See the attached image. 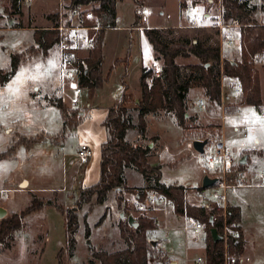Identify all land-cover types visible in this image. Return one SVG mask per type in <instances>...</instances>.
Returning <instances> with one entry per match:
<instances>
[{"label":"rangeland","instance_id":"1","mask_svg":"<svg viewBox=\"0 0 264 264\" xmlns=\"http://www.w3.org/2000/svg\"><path fill=\"white\" fill-rule=\"evenodd\" d=\"M138 1L141 2L140 8L149 11L143 21L140 15L141 9L137 7L134 0H116L115 27L103 30L105 39L102 75H108L107 82L98 93V98L103 101L105 99L107 101L109 99L107 96L121 86L122 79L128 86V93L133 98H139L141 65L147 63L151 46L142 30L133 27L136 12L145 27H164L165 29L161 32L166 40L184 38L177 32L178 27H186L187 30L191 29L188 33L189 39H198L205 44L211 42L213 47H216L217 43L219 44L220 39L216 29V21L221 16L219 5L207 7L201 0ZM256 2L259 4L261 0H253V3ZM70 5L71 0H0V28L15 30L5 35H1L0 32V68L8 65L11 53L24 54V59L21 62L23 66L6 84L5 89L0 87V153L23 135L41 136L45 139L44 143L36 144L29 150L19 146L11 156L0 159V200H2L0 207L6 206L8 211L6 217L13 213H19L30 204L32 193H38L37 197L46 204L40 211L31 213L23 219L22 228L14 234L10 249L0 246V264H57V253L60 250H62L61 264H99L97 261L91 262L89 247L105 251L124 248V243L115 226L118 220L115 213L118 210L113 196L110 197V202L105 204L109 207V211L104 219L101 218L105 213V205L94 207L88 213L86 223L91 230L89 239L83 237L82 218L87 212L88 206L79 211V230L76 238L80 240L72 256H69L65 248L62 214L54 206H49L51 201L64 207L74 206L75 201L73 203L71 201L78 194L71 188L70 165L66 162V159L69 158L66 156L72 153L71 151L75 148L74 142L77 140L68 135L57 140L58 132L62 126L57 110L52 106L53 109L50 112L36 110V106L30 99L35 94L33 90L36 86L34 77L37 79V76H42L46 80L52 78L55 85L59 61L58 46H54L46 55L35 52L27 53V50L33 46L31 33L52 26L49 16L63 15ZM189 5L192 6L193 11L187 10ZM91 6L90 8H92ZM255 18L264 24V12L259 11ZM195 24L205 27L206 30L199 31L192 28ZM229 25L231 26V24ZM230 31L238 37L237 28ZM236 46L230 47L224 44L223 48L225 53L235 52L231 54V58H234L239 49L238 47L236 50ZM83 50L86 51L85 48ZM127 56V68L123 63L114 65L117 59ZM261 62L262 60L259 64L255 63L256 70L264 69V61L262 64ZM262 82L264 86V77ZM225 90L230 92L231 98L228 103L223 101V104L220 105L221 103L209 102L216 112L210 123L205 124L198 119L196 122H187L189 129L183 132L182 128L169 116L158 115L156 118L148 120L149 133L157 135L159 139L156 149L152 151L153 146L150 148L152 152L149 160L152 165L161 167L160 182L162 184H178L193 190V192H187L188 201L199 204L196 198L199 191L194 192L195 188L200 186L205 175L211 178L218 176L215 168L208 165V159L214 155L217 144L222 140L219 123L222 119L225 120L226 115H232L240 108L237 114L227 118L233 123V126L239 129L234 132L231 127L224 128V132L226 131V136L223 132L224 141H226L224 146L228 153L236 157L237 163L240 158L246 157L244 168L233 169L237 182L241 183L244 173H246L244 176L248 181L249 175L256 171L252 182L242 183H252L258 187L244 189L240 194L239 203L243 209V216L239 224L241 222L243 224V229L242 224L240 225L243 236V253L238 263L264 264V108L262 107L258 112L251 107L241 105L240 92L234 97L233 88L226 87L224 94H226ZM196 96V91H192L188 96V114L191 115V111H194L206 119L210 114V108L207 105L205 109L197 110L193 104ZM52 97L62 98L65 104L71 107L68 99L63 98L61 94L56 96L55 91H50L49 98ZM223 105L224 108L228 107L232 111L230 110L229 114L225 113ZM197 114H193V116H197ZM151 138L143 145L146 146ZM53 139H56L57 142ZM192 139L208 140L203 154H199L193 149ZM254 140L258 142L256 145L253 143ZM71 158L74 159L73 156ZM124 176L128 186L136 188L143 186V179L135 170L126 169ZM22 179L29 181L28 187L27 182ZM49 190L60 191L62 193L59 194L63 196L59 195L57 198L58 192H48ZM206 192L209 193V189H206ZM152 193L155 192L145 190L146 196H150ZM193 194L195 198H190ZM229 197L231 199L232 195L228 190V205L230 204ZM125 199L132 209L131 217L135 219L145 214L135 209L133 195L125 194ZM109 213L114 215L113 220L109 218ZM171 214V209L165 214L158 215L157 212L145 214L149 218H155L158 223L157 228L150 233L149 240L161 244L160 248L169 257L167 261H170V264L174 260L178 264H185L186 254H189L188 257L191 259L197 256L203 257L204 238L201 236L197 242L185 243L182 227L187 222L180 218L172 219ZM87 241H89V245ZM160 259L157 246L153 256H148L147 264H162L164 259Z\"/></svg>","mask_w":264,"mask_h":264},{"label":"trees","instance_id":"2","mask_svg":"<svg viewBox=\"0 0 264 264\" xmlns=\"http://www.w3.org/2000/svg\"><path fill=\"white\" fill-rule=\"evenodd\" d=\"M199 1V0H198ZM207 7L219 5L222 21L238 29L239 60L221 59L218 48L208 47L198 39L181 38L166 40L164 34L156 28H146L141 22L139 14L135 13L133 27H142L143 33L158 57L163 61L161 73L154 76L151 70L141 69L139 79V98H133L128 93V86L121 80L122 92L112 106L107 110L102 126L106 132V139L100 146L99 179L88 187H80L72 208L49 202V206L57 208L63 217L65 230V248L72 256L77 247L76 234L79 230V211L88 206L83 215V237L89 239L91 230L86 223V217L94 207L104 206L114 194V203L118 212L123 213L125 220L118 219L115 226L118 235L124 243V248L116 251L95 250L88 248L90 260L99 264H147L148 256H153L156 246L152 245L149 235L157 228L155 218L139 216L135 218L136 226L130 225L127 217L132 209L125 199V194L133 195L138 202L145 197V190H153L159 196L172 204V210L177 216H185L203 224L205 228V248L203 257L206 264H224L223 241H213L210 229L214 228L221 234V218L214 217V205H194L188 201L187 190L178 184L164 185L161 180V167L150 163V148L133 144L132 139H145L148 135V116L164 114L171 116L183 132H186L187 122L194 118L188 114V93L194 85H199L208 102L219 104L221 87L219 77L222 71L224 78L237 83L241 93V104L260 111L263 103L260 93V80L255 68L256 60L264 55V24L255 15L264 12V0L258 4L253 0H201ZM138 8L141 2L134 0ZM116 0H71V5L91 6L101 24L107 28L115 27ZM183 5V4H182ZM94 6V7H93ZM142 9V8H140ZM52 27L58 24L59 15L49 16ZM58 32L53 29H38L33 31V46L27 53L46 55L49 50L59 43ZM104 31H101L89 50L85 59H75L79 85L85 89L90 98L107 82L108 76L102 75ZM193 56L198 60L197 65L182 67L190 73L181 71L176 64L177 57ZM24 59L23 53H11L6 67L0 69V87L8 84L17 73L20 63ZM128 64V56L118 59L114 65ZM208 64V67L205 65ZM221 68V71H220ZM149 79V82L147 81ZM47 103L57 110L62 127L57 140L63 139L73 132L81 123L82 117L78 108L69 107L60 97L46 99ZM225 113L232 109L225 107ZM231 110V111H230ZM56 139H53L57 142ZM154 137L151 138L154 141ZM41 136H20L14 140L5 151L0 153V159L11 156L17 147L23 146L29 150L36 144L44 143ZM236 164L234 168H244ZM233 168V169H234ZM126 169L135 170L143 179L140 188L127 185L124 172ZM201 191V186L197 187ZM30 204L19 213H13L0 220V246L5 249L11 247L14 234L21 230L23 219L31 213L40 211L46 204L40 198L32 195ZM52 204V205H51ZM106 212L101 219H104ZM227 219L239 237L231 238L228 242L229 257L236 262L243 253V236L240 229L241 210L238 206L228 205ZM62 250L57 253V264H61Z\"/></svg>","mask_w":264,"mask_h":264},{"label":"crops","instance_id":"3","mask_svg":"<svg viewBox=\"0 0 264 264\" xmlns=\"http://www.w3.org/2000/svg\"><path fill=\"white\" fill-rule=\"evenodd\" d=\"M189 6L187 7V10H189ZM190 7L192 8V6H190ZM193 10L194 9L192 8V10H189V11H193ZM148 14H149V11H148ZM140 15L142 16V21H143V19L145 18V15H142L141 13H140ZM115 21H116V19H115ZM51 27L52 26L46 27L44 29H50ZM172 27H174V26H172ZM134 28H138L139 30H142V32H143V28L142 27H134ZM146 28H148V27H146ZM192 28H196L199 31H205L206 30L205 27L200 26L198 24H195L194 27H192ZM156 29L162 31L165 28L164 27H160V28L156 27ZM178 29L179 30H178L177 33H179L180 36H182L184 38L185 37L186 38H190L188 33H190L191 29L187 30L186 27H183V28L182 27H178ZM14 31L15 30H13V29H1L0 28L1 35L2 34L5 35L7 33H11V32H14ZM31 35H32V43L34 44V42H33V33H31ZM143 35H144V33H143ZM104 39H105V32H104ZM218 42H219V44L217 43L216 47H213L211 42H208L206 44L204 42H202V43H204L208 47L218 48L220 50L221 59H228V60H233V59H237L238 60L239 59V57H240L239 49H238L239 40H238V46H236V50L238 49V53H237V55H234V58H231V54L235 53V52H226L225 53L223 45L226 44V43L221 42L220 40ZM103 45H104V41H103ZM217 46H219V47H217ZM83 49H84L83 47H79V48H76V49L73 50V56H74L75 59L83 60V59H85L87 57L89 51L86 50V49H85L86 51H84ZM150 49H151L150 56H149V59H148L147 63L146 64L142 63V65H141V69L145 68L147 71L151 70L152 66H154V65H157V66H159L161 68L162 64H163L162 59L160 57H158V55L152 49V47ZM103 56H104V53H103ZM261 60H262V62L264 61V57L263 56L259 57V59L256 60V64H259V62ZM262 62H261V64H262ZM176 64L181 67V71H182V70H184L182 67H188V66H192V65H197L198 64V60L195 57H193V56H189V57H186V58L177 57L176 58ZM22 66H23V63L20 64V67H19L18 71L20 70V68ZM205 67H208V64H207V66L205 65ZM1 68H4V67H1ZM220 71H221V68H220ZM257 71H258L259 80H260V93H261V99H262V103H263L262 107L264 108V86H263V82H262L263 81V77H264V69L262 68V69H260V71L259 70H257ZM151 73L153 74L152 70H151ZM184 73H187V75H188L190 73V71L188 69H185ZM140 75H141V72H140ZM106 76H108V75H106ZM34 81L36 82V86H34V88H33L35 94L32 96L33 98H30L31 102L36 106V110L39 109V110H42V111H45V112L46 111H49V112L52 111L53 108L51 106L47 105L48 103H47L46 99L49 98L50 91H55L56 92V96L60 95L58 82L56 83L57 78H56V81H55V85L53 83V79L52 78H48V80H46L42 76H37V79L34 77ZM147 81L149 82V79ZM230 83L235 86L234 89L238 88V85H237L236 82L222 77V81L220 83V87H221V98H220V103L221 104L220 105L223 104L222 103L223 101H225V103H228V100H230V98H231L230 95H229V93H230L229 91L226 92V90H225L226 94H224V89L226 87L231 89L229 87ZM5 86L6 85H4L2 88L5 89ZM234 89H233V92H234V97H235L238 93H236L234 91ZM100 91H101L100 89L97 90L95 96L93 98H90L88 96L87 91L85 89H83V91L81 93L82 97L80 95V103H79V105L76 106V107H73V108H78L80 110L79 115L82 117V121H81V123L77 126V128L73 132L67 134L68 136H70V137H72L74 139L76 138L77 141L74 140L75 141L74 142L75 148L71 151L72 153H70V154H68L66 156V157L69 158V159H66V162L69 163V165H70V167L69 166L68 167H69V172H71V178H70L71 188H72V190H75V192H77V194H78V189L80 187L91 186L94 183H96L98 181V179H99L100 146L106 139V132H105L104 127L102 126V122H103L104 118L106 117L108 108L113 105L115 100L121 94L122 86H119L115 91L111 92V94L109 96H107L109 98V99H107V101H106V99H105V101H103L102 99L98 98V93ZM192 91H196L197 92V96L195 98V102L193 103L194 106L197 108V110H200V108L198 107V102L200 100H202L204 102V104H205V108H206L207 105L209 106L210 114H208V116L205 119L204 117L199 116L197 113H194V111H191L192 114L190 116H192L194 118V120H193L194 122H196L197 119H198L202 123H205V124L210 123L211 119H213V115L214 114L216 115L215 109L213 108L212 104H210L208 102L207 98L204 96L202 88L199 85H194L190 89V91L188 93V96H189V94H191ZM217 107H218V109H220L219 106H217ZM246 107H248V106H246ZM223 110H224V105H223ZM239 111H240V108H238L235 111V113H233L232 115L231 114L230 115H226L225 120L222 119V121L219 123V125L221 126L220 127V132H221L220 135L222 136L221 144H222V147H224V148H225L224 145L226 144V141H224L225 139L223 137L224 130L227 127H231L232 131L237 132L238 129H239L236 126H233V123L231 121H228L227 118L233 116L234 114H237ZM189 113H190V110H189ZM193 114H197V116H193ZM158 115L159 116H163L164 114L149 115L148 116V120H152L153 118H156ZM164 116H168V115H164ZM169 117H171V116H169ZM217 119H218V117H217ZM219 119H221V118H219ZM227 121H228V123H227ZM58 126H59V124H58ZM147 126H148V124H147ZM60 130H61V128H60ZM60 130H59V132H60ZM67 135H66V137H67ZM225 136H226V133H225ZM25 137H29V136H25ZM151 137H154L155 139H154V141L150 140L147 143V146L149 148H151L153 146L152 151H154L156 149V146L158 145V140L159 139H158L157 135L149 133V131H148V135H147V137L145 139H140L139 137H134L132 139V140H135V141H133V144L144 146L143 143H145V141H147ZM193 141H194V139H192V142ZM224 142H225V144H224ZM253 143H254V145H256L258 142L256 140H254ZM207 144H208V142H207ZM80 145H87L91 149L92 155L89 158L83 160V159L78 157L77 152H78V148H79ZM216 148H217V146H216ZM151 152H150V154H151ZM72 156L74 157V159L71 158ZM252 173L253 174L249 175L248 181L246 180V178L244 176L246 173H244L243 176H242L243 180H241V183H239V185L229 189V191H230V193L232 195L231 199L229 197V203L231 204V206H238L240 208L241 217L243 216V209H242V207H241L239 202L241 200L240 194L242 193V190L248 189V188H256V187H258V186H256V184H252V183H250L252 185L243 184L244 182L245 183L246 182L247 183L248 182H252V179L255 178L254 176L256 175V171H253ZM22 180H24V179H22ZM24 181L27 182V187H28L29 181L28 180H24ZM18 186H19V184H18ZM200 186H201V184H200ZM197 187H199V185ZM197 187L195 189H197ZM208 189H210V188H208ZM186 190H187V192L188 191L189 192H193V190H190V189H186ZM48 192H58L57 198H59V195L60 196L62 195V194H59V193H62V192L56 191V190H49ZM194 192H197V190H194ZM32 194L35 195V196L38 195V193H32ZM111 196L114 197V194H111ZM76 198L73 199L71 202L73 203L76 200ZM190 198H195L194 194L192 196H190ZM188 199H189V195H188ZM0 201H2V200H0ZM109 202H110V199L108 200L107 203H109ZM234 202H237V203H234ZM192 204L199 205V204H195V203H192ZM205 206H207V205H205ZM72 207L73 206H68L66 208H72ZM4 209L7 211L6 206H4ZM108 211H109V207H107L105 205V212L108 213ZM7 213H8V211H7ZM115 214H116L117 219H120L119 218L120 212L117 211V213H115ZM106 215H108V214H106ZM171 216H172V219L180 218L182 220L183 219L185 220L184 216L175 215L173 210H172ZM109 218L110 219L112 218V220H113L114 215L109 213ZM241 224H242V222H241ZM242 229H243V224H242ZM201 236L204 238V241H205V233H203ZM79 240H78V238H76L77 243L79 242ZM183 240H184V234H183ZM160 245L161 244L159 242H158V244H157V242H155V246L156 247L157 246L160 247ZM204 248H205V244H204ZM171 264H178V262L176 260H174V262H172Z\"/></svg>","mask_w":264,"mask_h":264},{"label":"built area","instance_id":"4","mask_svg":"<svg viewBox=\"0 0 264 264\" xmlns=\"http://www.w3.org/2000/svg\"><path fill=\"white\" fill-rule=\"evenodd\" d=\"M189 10H192L190 6ZM141 14L147 15L148 10L141 9ZM233 28H236V26L227 25L222 21L221 16L218 17L216 29L219 39L230 47L238 44L237 36H234L230 31ZM52 29L58 32L60 40L57 45L59 48L57 82L60 94L63 98L68 99L72 107H76L80 103V95L83 88L78 83L73 50L79 47H83L88 51L91 50L98 34L107 29V27L101 24L100 19L89 6L70 5L63 15H59L58 24ZM151 70L155 76H159L161 73V68L157 65L152 66ZM222 77L223 75L221 72L220 82L222 81ZM229 87L234 89L235 86L230 83ZM234 91L238 93L239 89L236 88ZM198 107L200 109L205 108V104L202 100L198 102ZM77 155L79 158L85 160L92 155V151L87 145H80ZM236 164L237 160L233 154L228 153L224 147L219 149L216 148L214 155L208 159V165L214 167L218 172V181L215 186L209 189V193L204 189L196 194L199 205L215 206L216 213L214 217L211 218L212 221H214L216 217L221 218V234H219V236L223 241L225 264H234L236 262L234 257H229L228 255V242L231 238L236 239L239 237V232L233 229L236 225H230L227 219L228 190L239 185L237 182L238 180L233 174V168ZM231 178H233V180H231ZM133 201L136 204L134 205L135 209L145 214L155 212H157L158 215L165 214L169 209H172L171 202L156 193H152L150 196H146L145 194L142 202H138L136 198H134ZM145 214H143V216H145ZM184 218L187 222L182 227L185 243L191 241L197 242L201 235L205 233L203 224L196 220L187 219L185 216ZM156 224L158 226L157 222ZM158 254L161 258L160 260L164 259L162 264H170V261H167L169 257L160 247H158ZM184 261L185 264H206L205 259L201 256L191 259L186 255Z\"/></svg>","mask_w":264,"mask_h":264},{"label":"water","instance_id":"5","mask_svg":"<svg viewBox=\"0 0 264 264\" xmlns=\"http://www.w3.org/2000/svg\"><path fill=\"white\" fill-rule=\"evenodd\" d=\"M206 66H207V64H206ZM207 142H208V140H206V139L205 140H194L192 142V147L199 154H203L204 153V147L207 144ZM221 147H222L221 143L217 144L218 149ZM245 162H246V157L244 156V157L239 159L238 164L244 165ZM217 181H218L217 178H210L207 175H205L201 180V188L203 190L211 188V187L216 185ZM6 214H7V211L4 208L0 207V220L5 218ZM119 218L121 220H125L123 213H120ZM127 221L130 225L136 226L135 220L133 217H131V216L127 217ZM210 223L212 224L211 219H210ZM210 235H211L213 241L221 240L220 236L218 235V233L216 232V230L214 228L210 229ZM87 244L89 245V241H87ZM152 245L155 246V242H152Z\"/></svg>","mask_w":264,"mask_h":264}]
</instances>
